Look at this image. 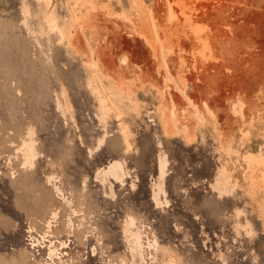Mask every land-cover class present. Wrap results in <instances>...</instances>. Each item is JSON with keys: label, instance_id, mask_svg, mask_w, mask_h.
Instances as JSON below:
<instances>
[{"label": "rangeland", "instance_id": "rangeland-1", "mask_svg": "<svg viewBox=\"0 0 264 264\" xmlns=\"http://www.w3.org/2000/svg\"><path fill=\"white\" fill-rule=\"evenodd\" d=\"M50 174L93 215L83 243ZM128 217L143 264H264V0H0V264H135Z\"/></svg>", "mask_w": 264, "mask_h": 264}, {"label": "bare ground", "instance_id": "bare-ground-1", "mask_svg": "<svg viewBox=\"0 0 264 264\" xmlns=\"http://www.w3.org/2000/svg\"><path fill=\"white\" fill-rule=\"evenodd\" d=\"M45 1L49 3L50 0H45ZM49 23L51 25L54 24L55 23L54 18L51 17L49 19ZM94 89H96V87ZM95 93H97V89H96ZM98 100L101 104L102 119L106 123V116L105 115H106L107 111H109V108L105 104V99L103 97L99 96ZM58 108H60L64 112L61 104H58ZM171 115H173V114H171ZM164 121H165L164 122V128H165V131L168 132L167 134H169V133L174 134V133L178 132L179 129L180 130L182 129L180 123L177 122L173 116H171L168 120H164ZM169 124H171V126ZM169 127H171V128H169ZM121 133H122L124 142L126 144V150H129L131 148V142L129 140L128 129L123 127L121 130ZM185 133H186L185 134L186 140L189 142H192V137L189 136L188 131H186ZM191 134H192V132H191ZM27 136H28L27 137L28 140H23V144L18 148V150L22 151L23 158H24L23 164L21 166H23L24 168L25 167L28 168V170H33V168L35 167L36 160H38L42 155L37 151L36 140L33 138V136H35V131L33 130L32 127H30L29 130L27 131ZM105 137H106V134H104L99 139V142H98V145H97V148L95 151L99 150V148L101 146H103V143L105 141ZM14 157H16V156H14ZM165 166H166V164H163V163L160 165V173L162 176L166 175ZM108 169H109V172H113V171L122 172L123 171V164L121 162L120 163L119 162H112L108 165ZM15 173L14 174L12 173L13 174L12 178L16 176ZM120 177H121V175L119 174V178ZM56 182H57L56 176L51 175V174L47 175L46 183L52 186L53 192L51 191V192L46 193V195L41 198V201H42L41 203L44 204L47 208L48 207L53 208V211L51 213L52 218H57V217H59V215L62 212L66 213V211L67 212L69 211V214L67 217V225L72 232V233L69 232L70 237H72V238L75 237L76 239H80V243H83L82 238H83V236H85L83 223L84 222H86V223L91 222V221H89V219L91 220L93 215H90V213H88L85 210V209H87L86 205L82 207L83 200L80 197L82 195H81V192H80L81 190L79 187L75 186L73 188V191H71V193L73 195V198H72L70 196H67L65 194L64 189L59 184H57ZM82 184L84 186H87V178H85L83 180ZM85 190H86V188H85ZM155 190L157 191V194H153L152 199L157 205H159L160 202L157 198L158 195L159 194H165V190L163 188V182H160L159 185H157V187L155 188ZM85 194L89 195V193H87V192ZM74 195H75V197H74ZM111 196H112V193H111ZM78 197H79V200H78ZM87 198L88 197H86V199ZM89 199L91 201H89L88 209H92V208L97 209L96 207H98V204H96V202L93 203L91 198H89ZM55 201H59L61 203V205H58V204L56 205ZM62 205H63V207H62ZM45 210H47V209H45ZM93 211H95V210H93ZM43 213H46V212L43 211ZM81 221H83V222H81ZM50 223H51V221H50ZM134 225H135L134 218L128 217L125 221L126 234L128 237H135L136 238L135 241L129 240V244H130V248H131L130 249L131 254L133 255V257L135 259V264H141V261L143 264L145 262V256H144V254H142L143 244L141 243L142 240L139 237V235L131 231V229H132V227H134ZM49 226H51V225H49ZM60 232H62V231H60ZM65 234L67 235V233H65ZM57 235L63 236L60 233H57ZM86 237H90V236L88 234H86ZM57 241L60 243L62 251H60L58 248L51 247L49 249L50 250V256L51 257L56 256L57 258H60L61 254L69 256L67 249L70 248L72 239H70V240L65 239L62 241L57 240ZM48 244H50V243H48ZM64 248H65V250H64ZM164 261H165L164 262L165 264H177L176 260L174 258H171V257H165Z\"/></svg>", "mask_w": 264, "mask_h": 264}]
</instances>
